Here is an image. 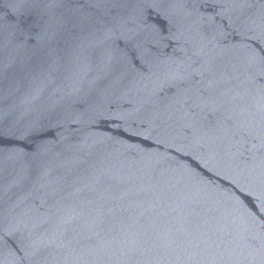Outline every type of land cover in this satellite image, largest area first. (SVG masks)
<instances>
[{
  "label": "water",
  "instance_id": "obj_1",
  "mask_svg": "<svg viewBox=\"0 0 264 264\" xmlns=\"http://www.w3.org/2000/svg\"><path fill=\"white\" fill-rule=\"evenodd\" d=\"M0 264H264V0H0Z\"/></svg>",
  "mask_w": 264,
  "mask_h": 264
}]
</instances>
